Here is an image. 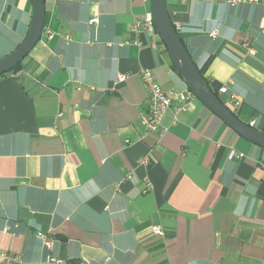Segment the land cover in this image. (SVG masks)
<instances>
[{"label":"crops","instance_id":"0c3cea01","mask_svg":"<svg viewBox=\"0 0 264 264\" xmlns=\"http://www.w3.org/2000/svg\"><path fill=\"white\" fill-rule=\"evenodd\" d=\"M166 1L210 87L264 132V0ZM150 12L45 0L41 40L0 77V264H264V148L196 97L145 122L142 69L188 88L158 30L131 31ZM32 14V0H0V60Z\"/></svg>","mask_w":264,"mask_h":264},{"label":"water","instance_id":"95a60500","mask_svg":"<svg viewBox=\"0 0 264 264\" xmlns=\"http://www.w3.org/2000/svg\"><path fill=\"white\" fill-rule=\"evenodd\" d=\"M33 14L27 38L12 53L0 60V77L12 72L41 40L45 21V0H32ZM157 30L165 43L174 66L196 98L243 138L264 148V132L243 122L214 93L195 63L170 15L166 0H152Z\"/></svg>","mask_w":264,"mask_h":264},{"label":"built area","instance_id":"2783aa9c","mask_svg":"<svg viewBox=\"0 0 264 264\" xmlns=\"http://www.w3.org/2000/svg\"><path fill=\"white\" fill-rule=\"evenodd\" d=\"M238 1L243 0H229L231 4H235ZM98 18H94L91 20V24H98ZM146 27L149 29H157L155 24V19L153 16V12L148 13L143 19L135 20L131 31L134 33L139 32L140 28ZM140 77L143 80V83L148 91L147 104L149 109V115L147 120L145 121L149 126L153 128H159L161 126L162 119L167 111L173 106L176 102L179 105L177 106V111H185L187 110L189 103L191 100L195 99V95L190 89H186L184 91H166L163 87L156 81L153 73L147 69H142L140 71ZM125 77H122L121 80H124ZM228 92V87L223 85L219 88V93ZM240 103L237 101L236 97L232 96L230 98V105L238 106ZM253 125V124H252ZM164 132L162 131V134ZM143 164H147V159L142 161ZM148 191V188L146 189ZM153 231L158 235H164V229L160 226L153 227ZM41 237L44 238L46 243L50 245V241L48 237L44 233H39ZM4 262L9 263L11 261H16L17 258H11L7 255L2 256ZM48 262L61 264V261H58L54 258H48Z\"/></svg>","mask_w":264,"mask_h":264},{"label":"trees","instance_id":"16d2710c","mask_svg":"<svg viewBox=\"0 0 264 264\" xmlns=\"http://www.w3.org/2000/svg\"><path fill=\"white\" fill-rule=\"evenodd\" d=\"M21 65V64H20ZM20 65H18L17 66V68H15L13 71H15V70H17L19 67H20ZM12 71V72H13ZM212 88V87H211ZM214 91V93L220 98V96L218 95V91L216 92V90H213ZM64 264H85V263H83L82 261H80V260H77V259H74V260H69V261H66Z\"/></svg>","mask_w":264,"mask_h":264}]
</instances>
